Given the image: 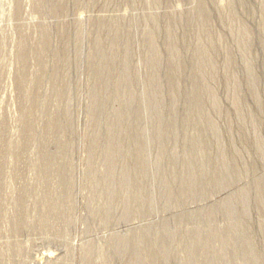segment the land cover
<instances>
[{"label":"rangeland","instance_id":"1","mask_svg":"<svg viewBox=\"0 0 264 264\" xmlns=\"http://www.w3.org/2000/svg\"><path fill=\"white\" fill-rule=\"evenodd\" d=\"M233 3L238 23L249 33L254 80L262 101L252 98L236 41L213 0H160V7L151 8L157 14L152 31L160 51L159 78L165 96L162 111L153 114L150 104L143 107L140 102L148 84L144 31L152 11L147 0H0V264H221L217 258L222 247L228 249L225 259L237 257L241 243L230 232L222 202L236 198L244 188L250 190L249 196L254 194L256 183L264 193V159L254 150L247 125L237 121L226 82L230 75L237 78L240 109L252 113L264 138V35L262 1ZM197 6L206 13L209 36L221 41L215 44L220 117L202 97L194 73ZM105 26H114L120 42L115 60L107 62L111 70L107 82L97 70L98 39L105 53L112 41ZM171 50L178 53L177 70L170 60ZM127 55L130 65L125 69L122 59ZM226 59L231 63L228 74L222 69ZM124 77L130 80L135 100L127 108L125 134L119 144L129 153L124 163L132 173L130 194H114L112 206L105 159L114 139L111 118L122 109L114 84ZM176 84L179 90L174 92ZM92 92L100 94L94 109ZM203 113L212 114L224 137L225 158L236 164L228 173L220 169L214 141L199 121ZM152 122L162 124L159 137ZM144 130L151 133L148 153L138 150ZM191 141L203 146L213 177L200 180L193 195L186 192L182 162L175 161V166L171 154L175 149L186 160L192 152ZM232 148L248 153L242 163ZM159 154L162 166L176 168L163 174L171 182L169 199L162 196L156 178L147 177L150 181L144 183L140 171L143 157L152 169ZM245 165L248 174L240 177ZM171 173L178 177L171 178ZM193 173L202 176L198 168ZM224 176L229 177L225 188L218 185ZM141 192L154 194V204H140ZM125 198L130 200L129 218L119 222ZM168 202L169 209L163 211ZM234 212L248 229L241 236L264 260L259 207L252 206L248 220L239 206ZM193 215L199 217L195 223L190 221ZM260 219L264 224V215ZM121 240L130 244L128 252L120 248ZM238 257L243 259L244 254Z\"/></svg>","mask_w":264,"mask_h":264},{"label":"bare ground","instance_id":"2","mask_svg":"<svg viewBox=\"0 0 264 264\" xmlns=\"http://www.w3.org/2000/svg\"><path fill=\"white\" fill-rule=\"evenodd\" d=\"M261 1L263 4V15H262L263 18L261 21L262 24L260 26V29L262 31V34L264 35V0H261ZM213 3L217 6L219 11L222 12L224 16H226V21H227L226 26L236 41L237 54L240 58L241 65L244 68L243 70L244 72H246L249 78V86H250L252 98H254L255 102L260 103L262 101L261 100L262 97H260V95L262 94H260V91L258 90L256 86V82L254 80V71L252 68V60H253L252 53L253 52L251 51V47H250V37H249L248 30L247 28L242 27L238 23V18L234 11L233 0H213ZM194 4H195V1H194ZM146 5L151 10V8L153 9L160 5V0H147ZM154 10L156 11V9ZM195 11H196L195 19H197V24L199 25H198V36L196 37V43H195L196 63L194 66V73L198 78V86L201 90L202 97L205 98V101L208 102V104L210 105L211 112L214 115H218L220 117L222 115V105L217 98V89L215 88V83L216 85L218 83L217 77L219 76L220 70H219V66L217 63V52H216L215 44L220 45L221 41L219 39L216 40V38L214 39L213 37L209 36L208 34L209 26H208V23L206 22L207 18H206V13L204 11V8L201 6H197L195 7ZM103 18H105V16H103ZM147 19H148L147 22H149V24L147 25L144 31V36L146 39V42H145L146 49L144 51V57L149 62V68L146 74V79H147L148 84H147V89L140 96V102L143 104V107H145L146 104H150L151 105L150 110H152L153 114H159L163 109V102H164L165 94H164V90H163V87H162V84L159 78V74H160L159 72L162 66V61L160 57V51L158 48L157 36L155 35L154 31H152V27L156 26V23H157V14H154L152 11V13H150ZM105 27L107 28V30L104 28V32L108 31V35L110 36L112 41L110 43L108 51L105 53L103 52L100 46L101 41L98 39L97 55L99 58V64H98L97 70H98V73H100L103 81L107 82V80L109 81V75L111 72L110 68L108 67L107 62L115 60L117 51L119 50V47H120V42L117 41L118 38H117V35L115 34L116 29L113 28L114 26L111 28H109L108 26H105ZM167 34L169 38L171 39V34H172L171 30H168ZM80 46H81V36L79 34L77 35L76 42H75L76 50L79 51ZM177 58H178L177 50H171L170 60L175 70L179 68L178 67L179 63L177 61ZM122 63L125 69H127L130 65V57L128 55L125 56L122 59ZM230 64H231L230 60L226 59L222 66L223 71L226 72L227 74L231 72ZM140 79H141V76L139 80ZM227 79L228 80L226 83H227V87L229 91V97H230L231 104L236 110L237 121L239 124L243 126L245 124L247 125L248 132H250L253 136L252 137L253 148L257 152L261 160H263L264 159V145H263L264 138L260 135V126L255 120H253L251 112H246V111L242 112L244 110L240 109L242 107V103H241V95L239 92L240 83L237 80V78L230 75ZM114 86L117 91V99H118L117 101L121 104L122 109L114 113L111 118L114 123L113 124L114 126L110 130L111 132L110 136L111 138H114V139L112 140V143L109 146L107 145L108 151H107V156L105 159V173L107 174V178H108L107 179V183H108L107 189H108L109 197H111L110 205L112 206L115 204V200H113L114 194L119 192V193H122L124 197L130 194L129 192L130 188L128 185L130 183L129 179L131 177L132 172L130 171L128 167H126L127 165L124 163L129 153L123 151L120 148L119 143L122 140V137H123L122 135L125 134L123 130L125 126L127 125V116H128L127 108H129L130 105H132L135 100L134 94L129 89L130 80L127 77H124L121 80L116 81ZM178 90H179V85L177 84L174 85L173 91L176 92ZM99 98H100V94L98 92H92L91 99H92V103L94 104L93 109L95 107L96 100ZM95 112L96 111H94V114L96 116L97 112L96 113ZM210 115L212 114L211 113L201 114V116L199 117L200 118L199 121H201V123L204 124L205 128L208 130L207 132L209 133L210 138L213 139L214 141V147L217 150V159L220 161L218 165L221 164L220 169L222 168V170L225 173H228L234 169L236 164H233L229 159L225 158L226 154L224 153V148H223V141H224L223 138L224 137L223 135H221L218 129L219 127L217 126V123L214 122V120L212 119ZM94 121H95V124H98V116H96V119ZM159 124L158 122H155V123L152 122V126H153L152 129L155 130L154 132H158V133H154L158 137H159V133L161 131V125H162V124L161 125ZM94 127L96 128L97 125ZM150 135L151 133L149 132V130H144L143 137L145 139L143 140L142 146L140 145V148H138V150H141V153H143L144 151L147 152L149 141H150ZM231 136L232 134L229 133L228 137H231ZM188 146L192 150V152H190V155L188 156L186 160H184V157H181L175 149H173L171 154L174 156V159L172 160L174 165H175V161L179 163L182 162L181 166L183 168L184 176H181V177L183 179V182L186 184L187 194L193 195L198 191L200 180H209V178H213V177L211 174L212 171L210 170V168H208L209 165L206 163L207 156L204 155V151L202 149L203 146L196 142H192V141L188 143ZM232 149H233L234 157L238 160V162L242 163L244 161V158H246L245 155H248V153L244 152L242 149L240 150L236 148H232ZM162 157H163L162 155L160 154L158 155L155 166H152L153 167L152 169L150 165L146 164L148 161H146L143 157V159L141 160L143 164L141 163L140 171L143 173V176L146 177V178L143 177L144 183H147L150 181L149 179H147V177L156 178V180H158V183H159L158 187L163 188V190L161 191L162 196L165 197V199H169V195H170L169 189H170L171 182L168 181L169 179L168 180L165 179V177L167 176H164L163 174L168 175L170 172H172V170H175L176 168H173L170 164L162 166L163 164ZM196 168L199 169V172L202 175L200 176L201 178H197L195 174L193 173L196 170ZM241 169H242L241 172L239 171L240 177H244L246 174H248V169L246 168V165ZM152 170H154V172ZM171 174H172L170 176L171 178L172 176L175 177V179L178 177V176H175L174 173H171ZM224 177L220 180L222 184L218 182V185L219 186L221 185V187H224L225 185L224 182L227 180L226 178H229L227 176H224ZM214 180L218 181V178H214ZM117 188H119L118 191H116ZM248 190H249L248 188H244L239 192L236 198L229 197L226 200H224L222 202V208H223V212L225 213V218L228 221L230 232L237 234V240L239 241V243H241L239 244L241 247H238L236 251L237 257L240 254H244L243 259L238 257L239 260H242L240 262H242V264H264V260L258 257L260 255L257 256L253 253L254 250L252 249L251 242L247 241L245 237L241 236V234L245 235V232L248 231V229H245L241 226V224L243 225V222L238 219L236 213L234 212L236 210V206H239L241 208V212L243 213L244 218L248 220L249 217H251L250 215H251L252 206L254 204L258 206L259 207L258 221L260 220L261 222L260 232L261 234H264V224H263V221L260 219L264 215V193L262 192L261 186L258 183H256L255 185L254 194H251L250 192V196H249ZM140 195H141L140 196L141 200L139 199V201H141L140 204H142L143 206L149 205L152 202L154 204V194L141 192ZM129 206H130V200L128 198H125L124 201L122 202V208L124 211L122 212L121 215L119 214L120 216L119 218L117 217L118 218L117 221L125 222L128 220L129 213H130ZM169 207H170V203L164 206L163 211L168 210ZM190 217H191L190 221L192 222L197 221L199 219V217H196V215H193V217L192 216ZM194 234L198 236V230H196ZM119 246L123 250V252H128V247L130 246V244L126 240L125 241L121 240V242L119 243ZM227 251H228L227 248L222 247L219 251L221 253L219 254L217 258L218 261L217 260L215 261L221 264H228L227 262L238 264L239 260L237 259L236 254L234 257L230 259L228 258L225 259L226 258L225 252ZM192 258L194 259L195 255L192 256ZM47 260H49V258ZM136 261L137 259H133L134 263Z\"/></svg>","mask_w":264,"mask_h":264}]
</instances>
